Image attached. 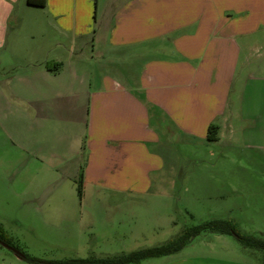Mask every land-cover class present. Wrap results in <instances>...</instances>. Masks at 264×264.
<instances>
[{
    "label": "crops",
    "instance_id": "0c3cea01",
    "mask_svg": "<svg viewBox=\"0 0 264 264\" xmlns=\"http://www.w3.org/2000/svg\"><path fill=\"white\" fill-rule=\"evenodd\" d=\"M37 1L0 0V128L24 163L118 198L161 137L264 149V0Z\"/></svg>",
    "mask_w": 264,
    "mask_h": 264
},
{
    "label": "rangeland",
    "instance_id": "374dc122",
    "mask_svg": "<svg viewBox=\"0 0 264 264\" xmlns=\"http://www.w3.org/2000/svg\"><path fill=\"white\" fill-rule=\"evenodd\" d=\"M35 138L44 144L42 137ZM238 138L229 144L218 139L199 143L181 133L161 137V146H147L144 180L126 195L111 198L109 185L84 182L81 195L78 179L47 175L36 160L24 163L19 153L8 150L12 141L0 128V226L19 250L0 246V264L129 254L216 219L231 221L243 234L264 237V149ZM20 251L37 262L23 260ZM175 255L219 264H264V250L211 232L193 238ZM162 259L139 264H164Z\"/></svg>",
    "mask_w": 264,
    "mask_h": 264
},
{
    "label": "trees",
    "instance_id": "16d2710c",
    "mask_svg": "<svg viewBox=\"0 0 264 264\" xmlns=\"http://www.w3.org/2000/svg\"><path fill=\"white\" fill-rule=\"evenodd\" d=\"M30 4H35L37 6H43V1L29 0ZM217 126H211L209 128L208 140H217ZM79 193L82 195L84 186V176L83 173L79 176L77 180ZM204 232H211L216 235H232L246 248L264 250V237H256L254 235H248L241 233L229 220H210L201 225L194 226L184 230L176 238L153 248L137 250L129 254H122L113 257H90L87 259L69 260L62 263L53 264H139L144 260L160 258L164 256L175 255L186 248L193 238ZM5 245L11 247L15 251H19L12 243L11 239L7 236L4 229L0 226V246L5 247ZM19 256L29 262H37L36 259L30 257L29 255L19 252Z\"/></svg>",
    "mask_w": 264,
    "mask_h": 264
},
{
    "label": "water",
    "instance_id": "95a60500",
    "mask_svg": "<svg viewBox=\"0 0 264 264\" xmlns=\"http://www.w3.org/2000/svg\"><path fill=\"white\" fill-rule=\"evenodd\" d=\"M5 247L8 248V249L13 250L11 247H9V246H7V245H5ZM13 251H15V250H13ZM15 252H16V251H15ZM16 253H17V252H16ZM17 255H19V254H17Z\"/></svg>",
    "mask_w": 264,
    "mask_h": 264
}]
</instances>
